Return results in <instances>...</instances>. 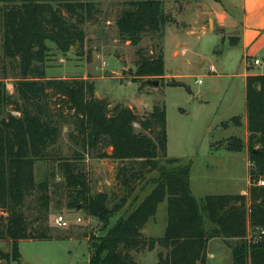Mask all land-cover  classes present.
<instances>
[{
  "label": "trees",
  "instance_id": "16d2710c",
  "mask_svg": "<svg viewBox=\"0 0 264 264\" xmlns=\"http://www.w3.org/2000/svg\"><path fill=\"white\" fill-rule=\"evenodd\" d=\"M96 1L0 0L6 4L2 15L4 55L20 64V76L15 83L18 100L0 80V209L6 212L0 224V239L8 238L13 245L12 255H3L7 260L20 258L22 240H51L48 229L31 228L26 206L36 192L45 215L50 207L51 182L37 181L35 166L38 160L51 156L48 148L61 133L53 105L68 110L84 152L95 151V157L117 161H139V172L146 168L158 170V159L167 157L165 107L155 105L152 111L141 114L122 103L111 106L109 99L96 96L95 84L88 78L46 75L45 63L50 52L47 42L55 43L63 53L78 43L82 46L84 32L80 25L96 12ZM165 1L124 0L125 7L117 19L120 39L138 46L149 34L159 41L150 49L136 50L134 82L145 85L155 80L161 82L165 77ZM168 84L180 83L173 79ZM10 104L20 116L5 113ZM246 108L247 142L233 140L228 149L241 152L248 148L252 182L248 195L214 194L199 202L191 190L190 165L167 159L176 166L160 170L153 190L128 215L115 219L126 199L110 208L107 193L91 194L87 175L76 162L61 160L59 167L68 205L97 217L107 229L92 243L89 264H137L131 252L154 250L156 245L166 250L158 254L157 264H206L209 241L214 238L223 239L230 247L233 264H264V186L258 184L264 177V74L248 75ZM238 117L231 122L239 125ZM226 124L229 123L222 122L220 126L225 128ZM106 148H111V152ZM78 156L77 159L83 157ZM121 171V181L129 187L136 173L125 166ZM164 201L168 203L164 236L146 238L143 229Z\"/></svg>",
  "mask_w": 264,
  "mask_h": 264
},
{
  "label": "rangeland",
  "instance_id": "374dc122",
  "mask_svg": "<svg viewBox=\"0 0 264 264\" xmlns=\"http://www.w3.org/2000/svg\"><path fill=\"white\" fill-rule=\"evenodd\" d=\"M220 1L165 2L168 15L164 43L162 41L165 70L180 83L176 86L168 84L173 78H164L158 86L134 82L136 50L139 47L150 49L159 41L149 34L138 46L120 39L117 19L125 7L124 0L96 1V12L80 25L84 32L82 46L78 43L69 52L63 53L55 43L47 42L50 47L45 63L48 77L88 78L95 84L97 97L109 99L111 106L122 103L136 108L141 114L152 111L155 105L165 107L167 157L158 159V170L146 168L139 172V161H117L95 157V151L94 154L84 152L81 136L68 110L53 105L58 113L61 133L57 142L48 148L51 156L38 160L35 166L36 180L48 179L51 182L50 207L45 215L40 210L36 192L27 200L26 206L31 228L48 229L51 240H22L19 243L20 258L7 260L3 255H12V241L0 239V264H89L93 253L92 243L103 236L107 229L103 228V221L97 217L89 215L82 208L68 205L67 188L59 167L61 160L76 162L87 175L91 194L107 193L110 208L126 199L125 206L115 219L128 215L153 190L160 170H170L176 166L168 163L167 159H179V165H190L191 190L199 202L208 195L234 194L242 189L249 192L252 183L249 151L228 149L233 140L246 143L241 117H238L239 125L231 122L233 116H239L245 109L244 82L240 76L242 54L226 38L237 35L238 31L227 32L213 18L207 20L209 14L222 7ZM226 2L230 3V0H224V4ZM5 6L0 2V80L6 84L9 94L18 100L15 83L20 76V64L5 57L3 51L2 15ZM249 57L253 64L256 57L260 59L261 65L254 64L253 72L263 74L264 51L258 50L255 44ZM218 58L221 59L219 63L216 62ZM211 64L216 65L217 71L211 70ZM233 74L239 75L233 78ZM6 108L5 113L20 116L13 104ZM221 122L229 124L222 128ZM136 130H141L138 124ZM106 151L111 152V148H106ZM78 155L83 157L77 159ZM124 166L136 173L129 187L121 181ZM59 214L68 219V227L56 224L55 218ZM5 215L6 212L0 209V224ZM78 217H81V222L76 220ZM167 219L168 203L164 201L143 229L146 238L164 236ZM252 231L250 228L251 236ZM208 251L214 254H208L206 264H233L230 247L224 240H212ZM160 252L165 253L166 250L156 245L154 250L145 248L131 253L137 264H157Z\"/></svg>",
  "mask_w": 264,
  "mask_h": 264
},
{
  "label": "crops",
  "instance_id": "0c3cea01",
  "mask_svg": "<svg viewBox=\"0 0 264 264\" xmlns=\"http://www.w3.org/2000/svg\"><path fill=\"white\" fill-rule=\"evenodd\" d=\"M165 2H167V0ZM220 3L222 7L220 9L218 8L213 13L209 14V16L207 17V20L209 21L213 18L216 22H218L219 27L227 32L238 31L237 35L232 36L231 38L230 37H226V38H229L231 41L230 45L240 49L241 54H242L241 57H242L243 67H242V73L240 74V76L242 77L243 82H244L245 109L243 112L240 113L239 117H241L243 128L246 131V142H247L248 135H249L248 129H247L248 119H247V108H246L247 77L248 75L257 74L256 72H253L254 64H253V61L250 59L249 55H250L251 48L255 44L258 46V50L264 51V0H230V3L226 2V4H224V0H223V1H220ZM181 4H184V2ZM166 29H167V26L165 27V30H164L163 39L165 38V35H166ZM162 41L164 43V40ZM163 52H164V46H163ZM176 52L177 51H175L174 54ZM220 60L221 59L218 58L216 62L219 63ZM204 63L205 62H203L202 65H204ZM210 67H214L215 69L214 71H217L216 65L211 64ZM238 75L239 74H233L232 77L236 78ZM164 78L174 79L175 77L170 76L169 74L166 73ZM236 116L237 115L233 117H236ZM243 151L247 153L248 148H245ZM249 164H250V160H249ZM234 194L248 195V192L242 189L239 193H234ZM215 239H221V238L211 239L209 243ZM208 254H209V251H208ZM213 254L214 253L211 252L209 256H212Z\"/></svg>",
  "mask_w": 264,
  "mask_h": 264
},
{
  "label": "built area",
  "instance_id": "2783aa9c",
  "mask_svg": "<svg viewBox=\"0 0 264 264\" xmlns=\"http://www.w3.org/2000/svg\"><path fill=\"white\" fill-rule=\"evenodd\" d=\"M254 64H255V65H261V61H260V59L256 58V59L254 60ZM211 70L214 71V70H215L214 67H211ZM258 184H259L260 186H264V177H261V178L258 180ZM76 220H77L78 222H81V221H82L81 217H78ZM55 222H56V224H57L58 226H60V227H68L69 224H70V222L68 221V219H67L64 215H62V214H59V215L56 216V218H55Z\"/></svg>",
  "mask_w": 264,
  "mask_h": 264
},
{
  "label": "water",
  "instance_id": "95a60500",
  "mask_svg": "<svg viewBox=\"0 0 264 264\" xmlns=\"http://www.w3.org/2000/svg\"><path fill=\"white\" fill-rule=\"evenodd\" d=\"M151 84L158 86L160 84V81H158V80L151 81ZM189 92H191L190 89H189Z\"/></svg>",
  "mask_w": 264,
  "mask_h": 264
}]
</instances>
